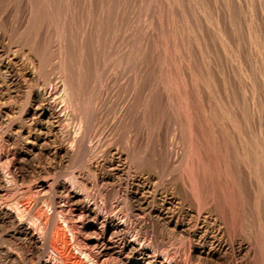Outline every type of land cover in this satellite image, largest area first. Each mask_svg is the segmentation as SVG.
<instances>
[{
  "label": "bare ground",
  "instance_id": "bare-ground-1",
  "mask_svg": "<svg viewBox=\"0 0 264 264\" xmlns=\"http://www.w3.org/2000/svg\"><path fill=\"white\" fill-rule=\"evenodd\" d=\"M172 1H173L172 4L175 5L176 11L182 13L183 15L186 14L184 0H172ZM111 2H112L111 0H105L104 4H101L100 6H96L92 0H88L87 10L90 13H92V10L93 11L96 10V14H95L96 18H100V20L102 21L109 20L113 16V12H114L113 9L114 5ZM142 2L144 1L142 0ZM142 2L140 3V5L143 4ZM148 2H146V5H148L147 4ZM83 4L86 3L84 2ZM202 4L203 2L201 3V5ZM25 6L28 11V14L26 13L27 11L23 12L27 14V20L25 22L26 24L23 25L25 29L22 26L25 31L32 29V31L35 32L36 37H38V34L42 29H44V27L50 26L51 29V25H56L60 28L59 30L61 34H59L60 36L59 38L57 37L59 39L57 50L55 52L53 51L54 53L50 52L49 54L50 57H49L47 53L45 55V52L46 51L48 52L47 49L43 53L44 55H41L42 52L39 51L40 46L43 45V43L46 41L45 36H41L44 37L43 39H45L44 42H42L43 41L42 40L41 43L40 41L39 42L36 40L34 41V39H36L35 37H33L34 38L33 39L28 35L26 36V34H24L26 32L23 33L22 31L23 35L26 36L25 37L26 39L29 37L35 43L37 42L35 47L37 46L38 43H41V45L38 46L37 53L39 52L41 53L40 54L41 57L43 56L42 59H40V61L43 64L41 65V62L39 61L40 64L39 66L37 65L38 67L36 71L39 73L38 76L40 77H38L37 80L32 84L28 82L29 78L32 79V74H31L32 72L29 73L28 75L27 72L23 74L16 73L13 71L10 65V61L6 59H0V72H1L0 78L2 84L5 87H7V89L15 90V91L13 90L14 91L13 93H16V95L14 96L15 99L19 98L18 93H21L22 91L21 89L24 90L23 91L24 108L22 107L23 109L21 110V113L19 112L20 115L18 118H16L15 116L16 126L11 124L6 128L0 129V261L7 264H22L23 259L29 256L36 258V261L34 260L35 264H59V263L68 264V262H71L72 264H249L247 260L240 258V255L242 253L243 254L245 253L248 256L249 254L252 253L253 250L247 233L249 232V230L248 228L245 227V226L249 227L245 223L249 215L248 214L249 209L247 210L246 207V204L249 200H247L248 198L247 197L245 198L241 193V188H243V186L245 187V185H248L251 186L252 190L254 189V187L256 189L255 191L253 190V196H252L255 202L253 205L254 210L252 212V216L255 218L256 226L259 230L258 232H259V237L262 245L261 248L263 252L261 263L264 264V161L260 162L258 160H252L249 158L246 142L244 138L240 135L237 136L236 139L237 144L235 143L233 144L232 157H230V159L226 157V153H227L225 149L226 146L224 145L223 142H224V138L227 135V132L225 131L224 127L221 124L223 122V119L226 118L229 125H232V127L235 126V122H236L235 115L233 114L232 111H228V110H227L228 112L225 115L226 117H221L217 115L214 112L215 110L213 111V109H210V104L206 100L200 97L199 91L202 88V85L198 84L195 86V84H193L192 81L193 69L191 64L192 61L190 60V56L185 51V47H183V43L180 41V45L183 47V49L181 48L183 50V56H180L178 65L165 68L167 69L166 72L169 75H174V77H171V79L168 80L166 79L165 81L169 82V80H172V83L174 82L173 85H175L176 93L178 94L180 99L181 114L184 123H186V131H185L186 136L183 138L184 144L189 149L192 150L195 157L198 159L199 161L198 163L201 165L202 170L204 172L205 171L208 172L213 180L223 182L225 186V189L223 188V190H225L226 195L224 197L225 200L224 198L223 200L226 201V199H228V203H226L228 207L227 206L225 207V209L228 208V210L226 213L224 214L222 213L219 217L215 216L212 210L207 209L206 211L205 208L202 211H197L198 209L197 208L196 209L197 212H194L195 210L192 211L191 209L184 210L185 207L184 204L183 205L181 204L182 202L180 204L176 203L174 200L175 198L174 196L171 197L170 195L166 194V192L164 193L160 191L157 187L152 186L149 182V179L144 178L140 174L141 172L139 174L137 173L138 175L133 174V176L132 175L129 176L130 174L128 175V173H126V171L124 170L126 168L125 164H127L126 159H124V154L123 152L118 151L117 149L113 151H108L111 152L112 154L109 160L102 159L105 155L104 156L102 155L103 157L100 156L102 157V158L99 157L100 159L92 158L91 156L92 152L90 153V151L87 150L85 146L82 145V143L86 138V135L88 134L87 132H89L87 128L88 126H86L87 122H86V118L84 117L85 114L82 113V111H80V120H79L78 129L79 130L80 128L84 129L85 134H83L82 136H78L77 132L79 131L70 128L69 127L70 125L68 124L69 122L67 121H68V117L79 115L77 114V112H74V108L76 107L77 109L79 104H81L82 106L83 96L87 95L89 91L91 90L93 91L95 89V88L93 89L89 88L91 90L87 89L95 77H94V68H92L88 64V59H87L93 52L90 55H87L90 52H86L87 50L86 41L88 39V35L91 31V28L94 25L85 24L86 28L84 27L82 35L79 36L80 40L78 42L70 38L71 41L72 40L75 41V43L72 41V45L76 44V42H77L76 44L77 46L78 43L80 44L79 49L81 50V53H80V58L77 57L80 59L78 61L76 58L73 59V57L76 56L71 55V51L73 53V51L74 50L76 51V49L72 48L74 50H70V48H68V45L71 42L69 41V44L68 41L66 42L67 33L65 31L66 28L69 26L68 18L71 16V11L69 9V6L61 4L60 2H58V0H26ZM142 8L144 9V6ZM227 12H228V16H230L229 9L227 10ZM61 14H63V16H60ZM253 17L254 15L251 13L249 18V23H250L251 33L255 38H257L259 34V28L257 25L258 23L256 24ZM123 18L122 21H124ZM128 18L126 17V19ZM90 19L91 18H89V20ZM73 20H75V18ZM121 22L119 24H121ZM124 23L122 22V24ZM106 24L107 23H105V25ZM116 24L114 22V25ZM98 25H100V23ZM196 25H197V32L199 36L198 38L200 45L206 51L207 43L205 41L204 33L202 31L203 24L201 25L199 24V22H197ZM19 26L17 27V29L21 27ZM95 28L96 27H93L94 30ZM12 29H14V27ZM108 29L112 30V28L109 27ZM15 30L14 31L11 30V31L16 33L17 30L16 31ZM119 30L120 28L117 29V31ZM121 30H123L122 27ZM167 31L170 32L171 37L174 39V33H175L174 31L176 30L173 20L170 21V23H168ZM92 33L93 31H91V34ZM13 34L10 33L11 35L10 37H13L12 36ZM216 34L220 36L222 40H225V29L224 26L221 25L219 20L216 21ZM18 36L21 37V34L16 35V39H18L17 38ZM12 39L14 41L16 40L15 38H11V40ZM20 39L16 40V44L17 42H19L20 44L22 43L21 40L23 39L21 40ZM47 39L49 40V38ZM14 41L13 44H15ZM95 41L96 39L94 40V42ZM27 42H24V45H26ZM29 43H27V46ZM31 44H33L34 46L33 42H31L29 45L32 46ZM259 44H261V42ZM22 45L23 43L21 44V48ZM72 45L69 47L76 46V45L74 46ZM164 45L167 51V49L170 48V45L173 48H175L176 42L173 40V42L170 43V37L168 36L164 40ZM48 46L46 48H48ZM93 47L96 46H92V48ZM29 48L30 47L28 46L27 49ZM79 49L77 48V50ZM94 49H98V47L93 48V50ZM30 50L31 48L27 51L29 52L33 51ZM29 52L28 54L31 55V53ZM97 52H99V50ZM94 54L92 56H95ZM240 54L237 55V59L238 62L241 64L242 58ZM70 55L72 56V59ZM75 55L77 54L75 53ZM86 55L88 57H86ZM106 55L107 54H105V57H107ZM44 56L48 57L50 61ZM43 58L49 61L47 62V60L46 61L44 60L46 65L47 63L49 65V63L53 60V58H57L58 64L56 65L57 60L55 59L52 61V62L55 61L54 62L55 65L54 67L53 66L52 67L55 73L58 75V78L60 79V81H58L59 83H54V85L51 86L52 80H50L51 79L49 78L50 76L46 75V73H43V70H45ZM90 58L89 60L94 59V57L92 59ZM70 59L71 60L76 59V61L78 62L73 63L70 61ZM104 68L103 70H108L107 67L106 69ZM102 72L105 73V71ZM106 73L108 74V71H106ZM143 73H144V69L140 64H138L137 67H135L134 69V75L132 78L133 79L132 82L134 85L133 87L138 86L140 84L143 77ZM101 75L102 74L100 73V76ZM104 75L101 76L102 79ZM110 75L108 74L107 77ZM116 76L117 75H115V77ZM54 78L57 79V77ZM113 79L114 78H112V80ZM100 80L101 79L99 78V81ZM40 81L45 82L43 83L45 84V86L41 87V85H39ZM107 82L108 80H106V83ZM92 84L94 85L95 82L94 83L92 82ZM96 87L98 86L96 85ZM100 87L101 85L99 86V88ZM86 89H87L86 94H83ZM108 91L110 92L109 89ZM194 92L198 94L196 103L193 99ZM249 92L251 93L252 98H254L255 90L252 85H251V90ZM168 93L170 95V90L168 91ZM104 94L106 93L104 92ZM107 95L105 96L108 97ZM169 95L168 98H170ZM109 98H111V96ZM100 100H99V104H101ZM195 105H197V107ZM103 107H104L102 109L103 114L101 111L102 117L105 115L104 113L107 111V110L104 111L105 109H107L106 108L107 106H103ZM101 108L96 110L97 113L98 111L100 112ZM157 108L159 109V107ZM74 113H76V115ZM254 113H256V121L260 128L262 123V117H261L262 113L258 109H256ZM1 114L3 115V113ZM1 114H0V122H2ZM98 115L100 114L98 113ZM98 115L95 114L93 116H95L96 119V116L98 117ZM97 121L99 122V120ZM65 123L66 126L62 128L61 126L64 125ZM100 124H98L99 127ZM94 129L98 130L95 127ZM90 130H92V128ZM96 130L94 131L96 132ZM130 139H132V137ZM205 146L207 149L210 148L211 150L213 151L216 150L220 153V159H218L215 163H213L212 167H209V164L202 159L203 156L202 154H205L204 153ZM221 148H223V151L221 150ZM125 157L128 156L125 155ZM64 163H67L70 166V170L68 171L65 170L64 172H62L61 166ZM129 163H131V161ZM128 166L129 165L127 164V169L128 172L130 173V171L133 170H130L131 168L129 169ZM78 169L81 172H78L79 171ZM187 180L189 184V189L193 192V194L197 196L196 183L192 175L190 174L187 175ZM111 185L112 187L114 186L115 188V197L114 200L111 199L112 201L108 202L105 199L104 194L106 192V187ZM177 189L180 191V193L183 192V189L179 184ZM246 195L247 194H245V196ZM193 201H195V199ZM196 203H198V201ZM221 203H223V201H221ZM175 205L177 206L179 205V207L177 208L178 210L176 209L177 211L173 212L172 209L175 208L174 207ZM213 205L215 204L213 203ZM215 206L214 208L217 207ZM217 209H215V211H217ZM219 213H220V209L218 211V214ZM149 217L154 219L161 225H163V227H166L167 229L168 228L171 229V231L179 237V243L177 244L178 246L176 250L172 251L168 249L158 248L150 241V239L148 240L147 238H145L143 232L140 231L141 224H138L139 226L138 227L136 225V220L138 218L147 219ZM60 222L62 224H59ZM69 222L74 224L69 225L68 224ZM61 225H63L64 228H66L67 231L70 233V236L73 240V243L71 244L74 246L72 248L73 249L75 248L77 254L80 256L81 259L76 258V256L74 257L70 253L69 249H71L70 246L71 244L68 243L69 241H67L64 234V229L62 228ZM236 230L241 231L240 232L242 236L241 238L238 235L236 236L237 233L235 232ZM171 231L169 232L171 233ZM86 232H89L91 237L86 238L85 240L81 239L85 242L83 241L80 242V240H78V233L84 234ZM83 237L84 236H82V238ZM85 237L88 236L86 235ZM182 239H185L187 241L186 243L187 254L185 253L180 255L182 252L180 251L181 253H179L178 249H181L183 251L184 242ZM59 248L60 250H62V253L58 251ZM45 254L47 255L46 258H45Z\"/></svg>",
  "mask_w": 264,
  "mask_h": 264
},
{
  "label": "rangeland",
  "instance_id": "rangeland-1",
  "mask_svg": "<svg viewBox=\"0 0 264 264\" xmlns=\"http://www.w3.org/2000/svg\"><path fill=\"white\" fill-rule=\"evenodd\" d=\"M23 1L22 0L20 1L0 0V59H6L10 61V65L13 71L16 73L23 74L27 72V75H28L29 73L32 72L31 73L32 79L29 78V81H28L30 84H32L37 80L38 77H40L38 76L39 73L36 70L41 62L40 59H42L43 57V56L41 57V55H44L43 53L46 51V49L48 50L49 53L46 51L45 55L47 53L48 56L50 52L52 53L53 51L55 52L57 50L58 48L57 46L59 43L58 38L60 37L59 34H61V32L59 30L60 28L56 25H51L52 30L50 29V26L44 27V29H42L40 33L38 34V37H36V34L34 31H32V29L28 30L29 33L28 31H25L24 30L25 27L23 25L26 24L25 22L27 20L28 11L25 6L26 0H23ZM92 1L96 6H100L101 4L105 3V0H97V1L92 0ZM111 1H112L111 3L114 5L113 16L109 20L102 21L100 20V18H96V15H95L96 10L94 11L92 10V13L88 12L87 10L88 0H58V2H60L61 4L69 6V9L71 11V16L68 18L69 26L66 28V31H65L67 33L66 42L68 41V44H69V41L71 42L70 44L72 45L73 40L77 42L80 40L79 36L82 35L84 27L86 28L87 24L89 25L92 24L94 25L93 27H96L95 30L93 29V27L91 28V31H93L94 34L93 33L91 34V31H90L88 35L89 40L87 39L86 41V44H87L86 52H90L87 55H90L92 52L93 53L89 57L86 55V57H88L87 58L88 64L92 68H94L95 78L93 77L94 80H92V82L93 83L95 82V84L98 87H96L95 84L93 85L92 82H91L92 85L90 84V86H88L87 89L95 88L94 89L95 91L93 90L94 94H93V91L89 89L91 91L88 90L89 92L87 93V95L83 96L82 106L81 104H79L77 109L76 107L74 108V112H77V114H79L78 115L79 117L78 116L68 117L67 122H69L68 123L70 125L69 127L76 131H79L77 132L78 136H82L83 134H85L83 128H80V130L78 129L79 120H80V111H82V113L85 114L84 117L86 118V122H87L86 126H88L87 128L89 130V132H87L88 134L86 135V138L84 142L82 143V145L85 146V148L89 150L90 153L92 152L91 153L92 158L98 159L100 156L105 155L104 157L102 156L103 158L102 157L100 158L109 160L112 154L111 152H108V151H113L117 149L118 151L123 152L124 159H126V162L129 165L128 166L129 169L131 168L130 170H133V171L129 170L130 171L129 173L127 169V164H125L126 168L124 170L126 171V173H128V175L130 174L129 176L131 175L133 176V174L138 175L141 172L140 174L144 178L149 179V182L152 186L157 187L160 191L164 193L166 192V194L170 195L171 197L174 196L175 198L174 197L173 198L176 203L180 204L182 202L181 204L182 205L184 204V207H185L184 210L191 209L192 211L195 210L194 212H197V211H202L205 208L206 211L207 209L212 210L214 215L219 217L222 213L224 214L228 210V208L225 209L226 206L228 207V205L226 204L228 203V199L224 201L226 192L225 190H223V188L225 189V186L223 182L213 180L210 177V174L208 172L205 171L206 172L205 173L202 170V167L198 163L199 161L195 157L192 150L189 149L184 144L183 138L186 136V133H185L186 123H184V120L182 118V114L180 110V99H179L178 94L176 93L175 85H173L174 82L172 83V80H169V82L165 81L166 79L167 80L171 79V77H174V75H169L166 72L167 69L165 68L178 65L180 56H183L182 49L183 47H185V51L190 56V60L192 61L191 64H192V69H193V74H192L193 84H195V86L198 84L202 85V88L199 91L200 97L206 100L210 104V109H213V111L215 110L214 112L217 115L221 117H226L225 115L228 111H232L233 114L235 115V119H236L235 126L232 127V125H229L226 118L223 119V122L221 124L224 127L225 131L227 132V135L224 138V142H223L224 145L226 146L225 147L226 152H227L226 157L229 159L230 157H232L233 144L234 143L237 144L236 139H237V136L240 135L244 138L246 142L249 158L252 160H258L260 162H263L264 161V110H263L264 109V0L263 1L262 0H199V1L198 0H184V6L186 8L185 9L186 14L184 15L176 11L175 5L172 4L173 3L172 0H146V1L143 0L144 2H142V0H120V1L111 0ZM84 2L86 4H83ZM141 2L143 4L140 5ZM146 2H148L147 3L148 5H146ZM202 2L203 4L201 5ZM6 5L7 6L9 5L8 8ZM143 6H144L145 11L142 8ZM228 9L230 10L231 17L228 16V12H227ZM23 12H26L27 14ZM115 13L117 17L115 16ZM251 13L254 15L253 18L256 24L258 23L257 25L259 28V34L257 38H255L253 34L251 33V28H250V23H249V18H250ZM60 16H63V14H61ZM126 17L127 18L130 17V18L126 19ZM74 18L75 20H73ZM89 18L91 19L89 20ZM122 18L125 21V23L124 21H122ZM119 20L120 22L122 21L124 24H122V22L121 24H119L120 23ZM172 20H173V23L175 25V30H176L174 31L175 32L174 39L171 37L170 32L167 31V25ZM217 20H219L221 25L224 26L225 40H222L220 36L216 34V21ZM109 21H112V22H109ZM114 22L115 24L116 23L117 24L114 25ZM197 22H199V24L201 25L203 24L202 27L204 29L202 28V31L204 33V37H205V41L207 43V49H208V50L206 49V51L202 48L199 42V38H198L199 36H198L197 25H196ZM99 23L100 25H98ZM105 23H107L106 25L108 26H106ZM113 25L116 27H114ZM18 26L20 28L17 29ZM22 26L24 27V29ZM13 27L14 29H12ZM108 27L112 28V30L108 29ZM121 27L123 30H121ZM116 28L117 29L120 28V30L117 31ZM11 30L13 31L15 30L16 33ZM22 31L23 33L26 32L24 33L26 34V36L28 35L31 38L35 37L36 39L33 38L34 41L36 40L38 42L39 41L41 42L43 40L42 42H44L45 39L46 41L43 43V45H41L42 42L38 43L36 46L37 48H36L35 45L37 42L35 43L29 37L26 39L25 38L26 36L23 35ZM10 33L11 34L14 33L12 35L13 37H10L11 36ZM15 34L16 35L21 34V37L20 36L17 37L18 39L20 38L23 40L26 39L24 41L20 39L23 45H24V42H27V41H28L27 43H29L30 41L33 42L34 46L33 44H31L32 46L29 45L31 42L28 44V46L31 48L30 51L32 50L33 51L32 52L27 51L30 49V48L27 49L28 48L27 43L24 46L22 45V48H21L22 43L20 44L19 42H17L16 44V40L18 39H16ZM120 35H122L123 37ZM41 36H45V39H43L44 37H41ZM168 36L170 37V43L173 42V40L176 42V47H175L176 49L170 45V48L167 49L166 51L164 40ZM73 37L76 38L77 40L74 39ZM11 38H15L16 40L15 41L13 39L11 40ZM47 38H49L51 42ZM70 38H72L73 40L71 41ZM94 38L96 39L95 42H94L95 40ZM13 41L15 44H13ZM75 41L73 42L75 43ZM180 41L183 43V47L180 45ZM46 42L47 43L50 42L48 43L49 46L47 45ZM260 42L262 45L259 44ZM70 44L68 45V48H70V50H74L72 48L76 49V51L75 50L74 51L77 55H75L74 51L73 53L71 51V55L76 56V57H73V59L76 58L79 61L80 53H81V50L79 49L80 44L78 43V46L74 44L76 45L75 47H69L71 46ZM91 45L96 46L93 48L98 47V49H94L95 50L94 52ZM38 46H40L39 51L42 52V54L39 52L37 53ZM43 46L45 47V49ZM47 46L48 48H46ZM77 48L79 50H77ZM96 50L97 51L99 50V52H97ZM28 52L31 53V55L28 54ZM96 52H97V55H96ZM93 54L95 56H92ZM105 54H107L106 55L107 57H105ZM120 54L121 55L123 54V55L121 56ZM238 54H240L242 58L241 64L238 62V59H237ZM39 55H40V58H39ZM97 56L98 57L100 56L101 58L99 57L98 59ZM93 57L94 59H92ZM96 57H97V60H96ZM45 58L49 60L48 57H45ZM89 58L92 60H89ZM55 59L57 60V58H53V60ZM71 59H72V56H71ZM71 59L70 61L73 63L78 62L76 61V59L75 60H71ZM44 60L45 59L43 58V62ZM48 60L47 62L50 61ZM104 60H106L107 62ZM52 61L49 63V65L55 62V61L54 62ZM42 64L43 63L41 62V65ZM57 64H58V60L56 61V65ZM138 64L142 66V68L144 69V73H143V77H142L140 84L138 86L133 87L134 85L132 82L133 80L132 78L134 75V69L135 67H137ZM49 65L48 63L46 65L44 62L45 70H43V73H46V75L50 76L49 78H51L50 80H52L51 81L52 82L51 86H52L54 85V83H59L58 81H60V79L58 78V75L53 70L55 63L51 64L50 66ZM106 67L108 70H103V68L106 69ZM102 71H105V73L106 71H108V74L109 75L111 74V75L107 77L108 74L107 73L105 74ZM100 73L102 75L104 74L106 75V76L105 75L103 76L104 80L101 78L102 75L100 76ZM115 75L117 76L115 77ZM54 77H57V79ZM99 78L102 80V83H101V80L99 81ZM112 78L114 79L112 80ZM105 79L108 80L107 83ZM43 83L45 82L40 81L39 85H41V87L45 86V84ZM100 85L102 87V88L100 87L101 89L99 88ZM251 85L254 87V90H255L254 98H252V95L249 92L251 90ZM97 88L100 90H98ZM104 88L106 89V91ZM112 88L114 91L112 90ZM87 89L85 90L83 94H86ZM108 89L110 90V92L111 91L112 92L110 93ZM13 90L14 89H11V90L7 89V87H5L2 84L1 78H0V112L3 113V115L0 113L2 115L1 117L2 122H0V129L6 128L7 126L11 124L16 126V118L19 117L21 110L24 108L23 106V101H24L23 91L24 90L21 89L22 90L21 93H18L20 99L14 98L16 93H13L15 91ZM169 90H170V95L168 93ZM103 91L106 94H104ZM98 93H101L102 95ZM105 95H107L108 97H106ZM168 95L170 96V98H168ZM110 96L111 98H109ZM197 96L198 94L194 92L193 99L195 103L197 100ZM149 98L151 101L149 100ZM100 99H103V100H100ZM99 100L101 101L100 102L101 104H99ZM108 101L111 103H109ZM103 106H107L106 107L107 109H105L104 111L107 110L108 112L106 111L104 113L105 115L102 117L101 111L104 108ZM195 106L197 107V105ZM157 107H159V109ZM100 108H101L100 112L98 111L100 115H98L96 110ZM256 109H258L262 113L261 115L262 123H261L260 128L256 121V113H254ZM119 111H120V114H119ZM94 113L98 115V117L96 116V119L99 120V122L95 119V116H93L95 115ZM74 114L76 115V113ZM102 114H103V111H102ZM122 117L125 119H123ZM98 124H100V127L98 126ZM89 125H92V126H89ZM65 126H66V123L62 125L61 127L64 128ZM90 127L92 128V130H90L91 129ZM94 127L97 128L98 130L94 129ZM94 130H96V132ZM127 137H130V138L132 137V139L127 138ZM208 149L205 146V150H204L205 154H202L203 155L202 159L209 164V167H212L213 166L212 164L215 163L218 159H220V153L216 150L213 151L210 149L211 150L210 151ZM221 150L223 151V148H221ZM125 155H127L128 157H125ZM128 161L129 162L131 161V163H129ZM187 166L190 167L191 169L188 168ZM61 170L62 172H64L65 170L68 171L70 170V166L67 163H64L61 166ZM78 172H81V171L79 170ZM189 174L192 175L196 183L197 196L193 194V192L189 189V184L187 180V175ZM178 184L183 189V192L181 193L177 189ZM253 190L254 191L256 190L255 187ZM253 190L251 186H248V185H245V187L243 186V188H241V193L243 194L245 198L246 197L248 198L247 200H249L246 204L247 210L249 209L248 210L249 215L245 221V223L249 227L247 226L245 227L248 228L249 230V232L247 233H248V237L250 239L253 250H252V253L249 254L248 256L245 253L244 254L242 253L240 255V258L247 260L249 264H263L261 263L263 252H262V248H261L262 245H261L259 232H258L259 230L256 226V220L252 216V212L254 210L253 205L255 203L254 198L252 197ZM106 192H105L106 195L104 194L105 199L108 202H111L112 200H114V197H115L114 186L112 187L111 185V186L106 187ZM245 194L247 195L245 196ZM194 199L195 201H193ZM196 200L198 201V203H196L197 202ZM207 201H210V202H207ZM221 201H223V203H221ZM213 203L217 207L213 205ZM214 206L216 208H214ZM174 207L175 208L172 209L173 212L178 210L177 208L179 207V205L178 206L175 205ZM215 209H217V211H215ZM219 209H220V213L218 214ZM59 224H62V223L60 222ZM68 224L70 225L74 223L69 222ZM138 224H141L140 231L143 232V235H145V238H147L148 240L150 239V241L156 247L161 248V249H168L172 251L177 249V246H178L177 244L179 243V237L175 235L171 231V229L169 228L167 229L166 227H163V225H161L160 223H158L157 221H155L154 219L150 217L147 219L138 218L136 220V225L138 226ZM61 226L64 229V234H65L67 241H69L68 243L69 244L73 243L70 233L67 231L66 228H64L63 225ZM169 231H171V233ZM235 232H237L236 236L238 235L240 238L242 237L240 230H236ZM86 235L88 237H85ZM82 236L84 237L82 238ZM90 237L91 235L89 232H86L84 234L78 233V240H80V242ZM182 240L184 242L183 251L181 249H178L179 253L182 252L180 255L185 254V253L187 254V244H186L187 241L185 239H182ZM70 246H71V249H69L70 253L74 257L76 256V258L81 259L80 256L77 254L75 248L74 249L72 248L74 246L72 244ZM58 251L62 253V250H60V248L58 249ZM46 256L47 255L45 254V258ZM34 260L36 261L35 257L28 256L27 258L23 259L22 264H30V262L31 264L32 263L35 264ZM58 263H59V260H58ZM0 264H7V263L1 262ZM68 264H72V263L68 262Z\"/></svg>",
  "mask_w": 264,
  "mask_h": 264
}]
</instances>
